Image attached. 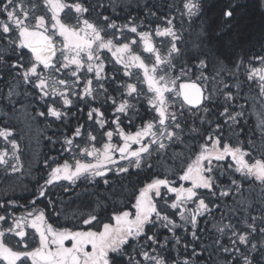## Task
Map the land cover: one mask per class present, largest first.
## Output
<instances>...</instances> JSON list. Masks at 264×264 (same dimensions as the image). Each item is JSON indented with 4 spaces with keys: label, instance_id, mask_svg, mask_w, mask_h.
Returning <instances> with one entry per match:
<instances>
[{
    "label": "snow or ice",
    "instance_id": "6c2138e0",
    "mask_svg": "<svg viewBox=\"0 0 264 264\" xmlns=\"http://www.w3.org/2000/svg\"><path fill=\"white\" fill-rule=\"evenodd\" d=\"M250 10L264 20V0H0V169L23 168L21 111L63 129L24 212L0 203V264H264Z\"/></svg>",
    "mask_w": 264,
    "mask_h": 264
},
{
    "label": "rangeland",
    "instance_id": "374dc122",
    "mask_svg": "<svg viewBox=\"0 0 264 264\" xmlns=\"http://www.w3.org/2000/svg\"><path fill=\"white\" fill-rule=\"evenodd\" d=\"M254 90L258 92V88ZM247 91V89H246ZM241 103H244L241 100ZM249 104L252 105L248 107V110L245 115V120L242 121L243 125V134L242 139L245 140V146H247V139L254 138L257 145L260 143V131L258 124L260 122V112L264 111V108H261L258 104L254 103V97L249 96ZM8 108L0 105V111H8ZM1 124L3 123L4 117L0 116ZM41 120V122H39ZM86 122V115H85ZM9 126L16 129V137L21 140V156L23 161V168L21 172L15 173L13 175H6L2 169H0V195H6L0 197V203H5L9 200L16 201L15 206H9V211L13 212L15 215L19 216L24 212V209L20 207L28 202L31 199V194L36 191V180L42 174L43 164L42 161L47 157L48 154L43 155V146L48 147L47 143H50L45 137L52 136L54 132H63L61 128H54L48 126V123L42 119H32L23 111L20 112L19 116L12 117L9 121ZM2 142H0V147H2ZM53 147V146H52ZM51 147V149H52ZM50 149V148H49ZM53 155V154H51ZM50 155V156H51ZM65 157H70V154L65 153ZM259 156V152H257ZM60 159L59 156H52ZM37 160L40 163H37ZM60 162H63L60 159ZM31 169V172H29ZM43 182L42 180L40 181ZM60 189L57 188L56 192H59ZM10 196L5 199V197ZM47 201H38L39 207H44ZM0 214H3V209H0ZM51 216L50 222H55V216L49 213Z\"/></svg>",
    "mask_w": 264,
    "mask_h": 264
},
{
    "label": "trees",
    "instance_id": "16d2710c",
    "mask_svg": "<svg viewBox=\"0 0 264 264\" xmlns=\"http://www.w3.org/2000/svg\"><path fill=\"white\" fill-rule=\"evenodd\" d=\"M247 27L250 29V30H259V28L262 26V24H264V20L261 19V17L259 16V14L257 12H255V10H250L249 11V14L244 18V21H243ZM30 118H32L31 116H29ZM2 120V119H0ZM39 122H41V120H39ZM0 124H1V121H0ZM53 127L54 128H57V123L56 122H53ZM48 147L46 146H43V155L44 154H48L47 156H57L58 155V152H59V144H57L55 146V149L52 147V145H50L49 143H47ZM52 147V149H51ZM50 148V149H49ZM42 175V174H41ZM3 196H6V195H0V197H3ZM10 196H7L5 197V199L9 198ZM202 227L204 226L203 223L201 225Z\"/></svg>",
    "mask_w": 264,
    "mask_h": 264
},
{
    "label": "flooded vegetation",
    "instance_id": "af4514ba",
    "mask_svg": "<svg viewBox=\"0 0 264 264\" xmlns=\"http://www.w3.org/2000/svg\"><path fill=\"white\" fill-rule=\"evenodd\" d=\"M108 67H109V69H111V65H109ZM115 139L116 140H119V137H116Z\"/></svg>",
    "mask_w": 264,
    "mask_h": 264
}]
</instances>
